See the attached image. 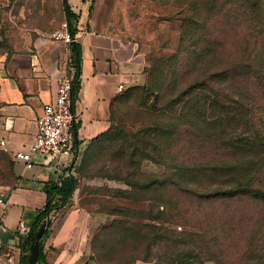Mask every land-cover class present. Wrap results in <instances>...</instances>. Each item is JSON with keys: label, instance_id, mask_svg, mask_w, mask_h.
I'll return each instance as SVG.
<instances>
[{"label": "rangeland", "instance_id": "374dc122", "mask_svg": "<svg viewBox=\"0 0 264 264\" xmlns=\"http://www.w3.org/2000/svg\"><path fill=\"white\" fill-rule=\"evenodd\" d=\"M96 1L86 5V20ZM212 1L216 9L211 11L208 4ZM240 3L103 0L99 27L137 43L146 65L142 79L127 88L126 93L132 96L128 99L125 95L116 103L114 119L119 129L112 133L115 139L103 137L94 142L74 168L79 182L68 205L84 208L96 217L92 248L99 264H170L180 252L191 253V264H264L263 201L247 197L207 199L188 190V177L178 180L180 184L167 180L162 188L152 184L177 165L207 162L217 151L213 143L195 141L188 145L185 134L176 135L165 160L140 162L134 177L139 184L135 186L127 184L113 169L123 165L114 152L124 143V137L128 134L130 143V138L135 140L142 134L140 131L154 132L163 120L158 110L181 90L204 74L218 72L223 65L233 66L236 58H244L248 46L256 61L264 55L256 32L244 26L254 16L241 15L237 10ZM191 17L200 25L194 29L201 40L195 47L198 51L207 50V36L217 41L215 56L205 65L202 60L193 64L192 42L182 45L184 23ZM64 19L62 0H0V74L14 54L29 51L40 39L49 38ZM251 85L257 100L264 99L261 85ZM160 88L163 90L157 98ZM141 91L146 93L141 110L144 114L133 121L128 110L140 104ZM259 105L264 118V103ZM158 139L163 144L162 137ZM148 140L157 143L154 137ZM262 180L264 186V173ZM12 183L7 152L0 149V190L6 191Z\"/></svg>", "mask_w": 264, "mask_h": 264}, {"label": "crops", "instance_id": "0c3cea01", "mask_svg": "<svg viewBox=\"0 0 264 264\" xmlns=\"http://www.w3.org/2000/svg\"><path fill=\"white\" fill-rule=\"evenodd\" d=\"M90 2L94 0H70L73 11L80 15L75 39L82 49L80 87L73 99L72 154L60 155L50 163L41 156L32 163L15 158L16 152L28 150L37 133V120L44 106L54 101L62 74L67 71L73 76L71 44L42 38L33 49L14 54L0 74V139L7 142L13 178L5 191L9 204L0 224V242L2 250L14 251L20 261L27 253L22 246L27 234L20 227L30 230L45 207V184L74 173L82 153L110 127L113 103L142 79L146 65L137 43L99 27L103 0L89 8L87 20L83 18ZM96 227V217L84 208L68 205L53 213L42 243L47 263L99 264L92 248Z\"/></svg>", "mask_w": 264, "mask_h": 264}, {"label": "trees", "instance_id": "16d2710c", "mask_svg": "<svg viewBox=\"0 0 264 264\" xmlns=\"http://www.w3.org/2000/svg\"><path fill=\"white\" fill-rule=\"evenodd\" d=\"M238 1L241 3L237 10L241 15L254 16L253 19L248 18L244 26L247 30L256 32V41L263 45L261 50L264 52V0H228L230 3ZM215 4L213 1L208 4L211 11L216 9ZM62 7L69 22L70 31L75 37L78 32L77 24L80 15L73 11L70 0H62ZM184 24L182 45L187 46V42H192L190 46L194 50L191 52L190 58L193 64L196 65L202 60L205 65L210 57L215 56L214 44H217V41L207 36L205 39L207 50L198 51L195 47L201 40L197 38L194 29L200 25L193 17ZM228 24L234 25L232 22ZM71 50L72 65L74 66L72 95L75 101L80 87L82 68L80 43L76 40L72 42ZM245 52L244 58H236L233 66L223 65L218 72L204 74L202 78L181 90L168 105L160 108L158 113L163 120L162 124L154 127L156 128L154 132L140 131L142 134L136 135L135 140L130 138V143L127 134L124 137V143L119 145L114 152V157L123 160V165L114 166V172L122 177L127 184L132 186L139 184L134 177L137 175L136 170L140 167V162L145 159L165 160L171 153L170 142L176 138V135L185 134L186 144H193L195 141H200L202 144L213 143L217 151L214 155H210L207 162L190 166L177 165L173 172H165L164 176L156 178L152 184L157 183L158 188H162L161 186H164L167 180L180 184L178 180L188 177V190L207 199L247 197L264 202L262 180L264 173V118L258 111L259 104L260 102L264 103V99L258 101L256 97L258 95L253 89L254 85L248 86V84L258 82L262 87L261 93L260 90L259 93L261 96L264 95V55H259L258 61H256L250 46L246 47ZM150 88L154 89L153 86ZM127 90L112 105L110 127L94 142L103 137L115 139V134L112 133L115 129H119L114 119L115 107L116 103L125 95V97L128 96V99L132 96V94L126 93ZM160 90L163 88L157 90V98L160 97ZM145 94L144 91H141L140 104L129 107V116L134 117L133 121L144 114L141 110ZM148 137H154L157 143L150 142ZM159 137H162L163 144L159 143ZM126 143L129 144L124 149ZM76 154L78 153L76 152ZM135 166L139 167L133 171L132 167ZM123 172L125 175H122ZM78 182L77 175L71 172L61 175L56 181H49L45 184L47 202L36 215L29 232L23 239L22 246L26 248L27 253L22 255L21 264H30L29 255L32 245L37 242L36 233L40 226L48 218L51 219L53 213L68 205ZM49 230L50 226L38 242L39 259L37 264H48L42 243ZM187 253L186 255L178 253L170 264H191L189 262V259L192 258L191 253Z\"/></svg>", "mask_w": 264, "mask_h": 264}, {"label": "built area", "instance_id": "2783aa9c", "mask_svg": "<svg viewBox=\"0 0 264 264\" xmlns=\"http://www.w3.org/2000/svg\"><path fill=\"white\" fill-rule=\"evenodd\" d=\"M50 38L66 46L76 40L70 31L67 19H64L61 25L50 34ZM72 89L73 76L65 71L58 84L54 101L44 106L43 112L37 120V133L28 150L16 152L15 158L32 163L37 156H41L46 163H50L57 160L60 155L72 154L74 149L72 124L75 118ZM123 89V85H120L119 90ZM0 149L8 152L5 139H0ZM8 204V193L0 190V224L6 214ZM20 232L27 234L29 228L22 225ZM1 247L0 242V262L21 264L20 258L14 251L2 250Z\"/></svg>", "mask_w": 264, "mask_h": 264}, {"label": "water", "instance_id": "95a60500", "mask_svg": "<svg viewBox=\"0 0 264 264\" xmlns=\"http://www.w3.org/2000/svg\"><path fill=\"white\" fill-rule=\"evenodd\" d=\"M50 224H51V219L48 218L44 223H42L38 232L36 233L37 242L32 245L31 253L29 255V263L30 264H37L38 263V259H39V244H38V242L43 237V235L45 234V232H46L47 228L50 226Z\"/></svg>", "mask_w": 264, "mask_h": 264}]
</instances>
